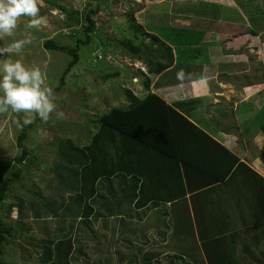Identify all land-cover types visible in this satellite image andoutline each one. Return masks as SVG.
I'll use <instances>...</instances> for the list:
<instances>
[{
  "label": "trees",
  "instance_id": "1",
  "mask_svg": "<svg viewBox=\"0 0 264 264\" xmlns=\"http://www.w3.org/2000/svg\"><path fill=\"white\" fill-rule=\"evenodd\" d=\"M98 1L104 3L107 0ZM52 3L65 10L75 24L83 23V30L87 36L86 40L78 37L75 45L63 44L54 38L45 40L44 46L48 50L67 52L72 56L61 76V84H63L71 68L80 61L81 43H90L93 34H97L95 36L99 37L105 46L112 44L113 40L111 38L110 42L109 38H103L99 34V21L96 16L100 5H97L95 9L80 12L58 1H52ZM215 5L209 1L198 3L187 1L184 5H180L178 10L181 9L180 12L184 14H204L214 17L219 9L218 5ZM128 21L135 35L142 36L140 38L143 42L136 44L132 39L125 38L118 39L117 43L123 45L132 57L144 60L148 65L144 80L146 91L139 95L132 88H124L125 103L112 106L99 115L95 125L96 130L88 143L81 144L80 141L75 142L70 137L55 140L56 156L51 171L54 174L57 173L54 176L59 178L61 184L57 186L51 183L53 176L47 182V189L58 190L62 197L70 193L71 198L67 203L66 200H61L59 193H50L45 196L42 191H34L35 195H41V197H35L29 203L30 208L34 210L33 220H38L39 224L47 223L49 219L46 217L50 216L52 221L57 219L59 223L54 233L47 231L44 227L40 228L42 234L46 233L47 237L36 243L43 248L38 259L39 264H71L78 259L81 251H78L80 246L77 244L79 239L76 238V234L80 233L79 228L94 222L92 217L97 219L101 213L128 214L132 209L147 207L153 209L164 206L161 210L172 214L174 219L172 223L176 232L180 228L176 217L177 204L179 200H185L187 191L191 192L194 189L192 182L197 185L194 190H200L218 180L235 177L242 167L264 179L208 131L196 124L184 111L185 107L195 105L198 99L191 98L169 103L164 97L151 90L152 79L148 74H158L174 64L173 48L155 32L147 31L137 21L134 13H128ZM100 22L102 26L105 25L104 20L100 19ZM174 28L182 33V37L177 40L180 43H176L177 45L189 44L192 41L184 38V30L188 32L187 37L191 36L193 40L195 38L198 41L196 38L198 35L196 36L197 33L194 30L184 27ZM143 37L151 39L146 41ZM166 55L169 57L167 61ZM164 56L166 59H161ZM118 74V71L107 73L104 78H111ZM60 86L53 88L60 89ZM258 116L264 124V105L259 109ZM40 121L38 117H35L30 125H23L21 122L22 130L17 136L21 155L16 157L0 155V264L5 261L8 253L7 246L14 242L17 235L21 238L30 237L35 232L34 227L23 220L27 210L26 198L12 195L14 178L11 173H17L18 170H22V167H25L26 171L34 170L36 173L41 171V168L35 166L39 164L36 162L40 155L37 156L34 153L31 155L30 149L25 145L29 130ZM135 153L140 156L165 158L170 167L169 184L156 187L154 192L148 194L149 189L145 186L148 180L145 179V173L140 170L139 163L132 162ZM18 165L19 169H17ZM159 177L157 172L152 176L155 181L160 180ZM116 180L120 184L118 186L120 196L116 197L115 191H109V198L117 199L104 200L97 205V201L102 199L103 195L106 196L102 183L109 182V185H113ZM21 182L22 185L25 184L23 180ZM12 197L17 200L8 201ZM167 203L171 205L168 206ZM16 209L19 217L9 222L7 219ZM186 209L191 219L189 204ZM70 217L74 220L69 219ZM77 219L81 221L76 226ZM174 256L177 259L184 258L180 253ZM258 261L259 264H264V252Z\"/></svg>",
  "mask_w": 264,
  "mask_h": 264
},
{
  "label": "crops",
  "instance_id": "2",
  "mask_svg": "<svg viewBox=\"0 0 264 264\" xmlns=\"http://www.w3.org/2000/svg\"><path fill=\"white\" fill-rule=\"evenodd\" d=\"M236 1L239 8L231 6L232 3L218 4L220 14L214 17L204 14L177 15L206 18L210 28L185 26L194 30L199 40L194 38L193 42L184 46L176 44L180 43L177 37L182 36H174L175 39H164L162 36L172 46L175 62L170 68L151 74V90L169 103L198 99L195 105L185 107L184 111L264 178V124L254 117L264 105V89L260 88L263 86L262 80L252 85L249 54L253 52L248 47L253 37L260 36L258 31L252 29L250 17L255 15V11H260L264 16V11L254 0ZM252 5L259 8L255 10ZM227 9L230 12H226ZM232 12L235 14H227ZM237 27L243 31H238ZM246 33L250 37H246ZM251 33L255 36L251 37ZM184 47H195L196 50L193 54L190 50L186 53ZM242 54L248 56V63L241 70L244 64L241 63ZM166 56L161 59H166ZM230 63V68L224 71V65ZM236 92L239 98H235ZM245 101L249 106L245 105ZM241 114L244 117L251 114L250 121L241 124ZM255 124H258L255 128L258 132L254 130V134H251L250 131L254 129L252 125ZM134 156L132 162L140 164V170L148 180L145 182L148 194L154 192L156 187L169 184L170 167L165 158L140 156L137 153ZM156 172L160 175L158 181L152 178ZM108 183H102L106 196L103 195L97 205L120 196L119 181H114L113 185ZM191 185L196 189L195 182ZM194 189L187 191L185 200H179L177 204L176 217L180 228L176 232L172 214L161 210L164 206L132 209L128 214L101 213L97 219L92 217L93 223L79 228V234L75 232L81 255L71 264H99L90 260L89 252L100 253V264H131L134 260L138 264H259L258 259L264 252V179L242 167L231 179L218 180L200 190ZM109 191H115L116 197L109 198ZM54 193L60 196L58 190H53ZM60 198L65 200L66 197ZM188 204L191 219L186 209ZM69 219L74 220L73 217ZM80 221L77 219L75 225ZM98 247H101L100 250ZM102 247H105V251ZM109 247L116 252V256ZM176 253L184 258L177 259L174 256Z\"/></svg>",
  "mask_w": 264,
  "mask_h": 264
},
{
  "label": "rangeland",
  "instance_id": "3",
  "mask_svg": "<svg viewBox=\"0 0 264 264\" xmlns=\"http://www.w3.org/2000/svg\"><path fill=\"white\" fill-rule=\"evenodd\" d=\"M52 1L66 4L67 7H73L80 12L95 9L97 5H100L96 16L99 21V34L103 38H109L110 42L113 40L112 44L105 46L100 38L95 36L97 34H93L90 43H81L80 61L71 68L63 84H61V76L72 56L67 52L48 50L45 48L44 42L48 38H54L63 44L75 45L78 37L86 40L87 36L83 30L84 24H75L73 20H70L68 13L53 4ZM187 1L193 3L209 1L216 5H229V3H232L231 6L239 8L236 0H107L104 3L98 0H40V15L46 17L47 23L43 24L39 29H28L26 25L29 22V18L22 16L18 20L14 35L5 36L0 40V46H7L13 40L31 38L32 42L26 44L19 55L0 56V64L9 59L12 61L19 60L26 67H38L44 74L45 83L48 87L54 89L53 87L61 85L60 89L53 90L55 94L54 103L57 106V111L64 112L66 116L65 119H57L54 113L50 116L47 123L40 121L34 128L29 130V136L26 139L25 145L30 149L31 155L33 153L37 156L40 155L36 162L39 164L35 166L41 168V171L37 173L34 170L26 171L25 167H22V170H18L17 173H11L14 178L12 195H20L26 198L27 210L23 220H26L27 223L34 227L35 232L30 237L25 236L21 238L17 235L14 242L7 246L8 253L2 264H39L38 259L43 252V248L36 243L47 237L46 233L42 234L40 228L44 227L47 231L54 233L59 227L58 220L52 221L50 217H46V219H49L47 223L39 224L38 220H33L34 210L29 206L32 199L41 197V195H35L34 191H42L45 196L53 193L52 190L47 189V182L57 174L51 171V166L56 156L54 153L56 151L55 140L70 137L75 142L80 141L81 144L88 143L96 130L95 125L99 115L108 111L112 106L121 105L126 101V96L123 93L124 88H132L138 93L146 91L144 80L148 72V65L144 60L140 61L134 56L132 57V54L123 45L117 43L118 39L125 38L132 39L136 44L143 42L140 38L142 36H136L133 29L130 28L128 13H134L137 21L147 31L155 32L161 37L164 36V39L182 36V33L178 32V29H175L174 26L210 28V24L206 18L177 17L178 14L183 15L180 12L181 9H178L181 7L180 5H184ZM254 1L256 2L255 4L260 6V10L264 11V0ZM248 2H253V0H249ZM259 6L252 5V8L257 10ZM226 12H230V10L227 9ZM254 13L255 15L250 17L252 29L258 31L260 36L258 37L251 33V37H255L250 41L251 45H248L251 52H253V54H249V61L252 66L251 81H253L252 85H254V82L259 83L262 80L263 86L260 88L264 89V16L260 11H255ZM227 14L234 15L235 13ZM100 19L105 21V25H101ZM237 30L243 31L241 27H237ZM183 34L184 38L193 40L191 36H186L188 35L186 30H184ZM246 37H250L249 33H246ZM180 38L177 37V40ZM143 39L150 41L151 38L143 37ZM184 48L186 49V53H189L190 50L191 54L196 50L195 47H190V49ZM240 56H243L241 62L244 63L241 66L243 68L240 67L242 70L247 67L248 56L246 54ZM238 59L239 57L236 58V60ZM230 65L231 63L224 65L223 70H228L227 68H230ZM115 71H118L119 74L111 78H104L105 74ZM154 89L156 90V87ZM239 96L238 92H236L235 98H239ZM247 103L245 101V105L249 106ZM250 115L247 114L245 117L243 115V117L240 116L241 124L250 121ZM254 115L255 118L261 120L258 113ZM24 118L25 114H17L11 109L0 113L1 156L16 157L21 155V148L17 145V136L22 130L21 122H23ZM256 123H259V121L256 120ZM257 126L258 124L252 125L254 129L250 131L251 134H254ZM255 132H258V129ZM17 167L19 169L20 166L18 165ZM31 168L34 169L35 167ZM22 180L25 182L24 185H22ZM51 183L60 186L61 181L58 177L54 176ZM64 197H66L65 200L68 203L71 194L67 193ZM16 200L12 197L8 201L15 202ZM18 217L16 209L7 220L11 222ZM173 241L175 240L173 239ZM117 247L120 248V246ZM100 248L98 247L97 249L100 250ZM104 248L102 247V249ZM108 249L116 256V252L111 247ZM124 251L126 252L127 250ZM88 254L92 257L90 258L91 261L100 264V253L89 252ZM113 261L115 262V260ZM131 264H138V261L134 260Z\"/></svg>",
  "mask_w": 264,
  "mask_h": 264
},
{
  "label": "clouds",
  "instance_id": "4",
  "mask_svg": "<svg viewBox=\"0 0 264 264\" xmlns=\"http://www.w3.org/2000/svg\"><path fill=\"white\" fill-rule=\"evenodd\" d=\"M28 17V29H39L47 23L40 15V0H0V40L13 36L20 17ZM31 38L13 40L0 46V56L19 55ZM53 89L45 83V76L38 67H26L21 61L5 60L0 64V113L11 109L25 114L23 125H30L38 117L47 123L55 113L57 119H65V113L57 111Z\"/></svg>",
  "mask_w": 264,
  "mask_h": 264
}]
</instances>
